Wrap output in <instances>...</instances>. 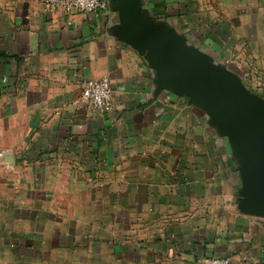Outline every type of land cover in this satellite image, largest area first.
<instances>
[{"label": "crops", "instance_id": "1", "mask_svg": "<svg viewBox=\"0 0 264 264\" xmlns=\"http://www.w3.org/2000/svg\"><path fill=\"white\" fill-rule=\"evenodd\" d=\"M106 1L0 0V242L30 264H264V140L227 96L264 113V0Z\"/></svg>", "mask_w": 264, "mask_h": 264}, {"label": "built area", "instance_id": "2", "mask_svg": "<svg viewBox=\"0 0 264 264\" xmlns=\"http://www.w3.org/2000/svg\"><path fill=\"white\" fill-rule=\"evenodd\" d=\"M38 2L48 11L63 9L67 13H105L109 8L106 0H38ZM82 100L93 111L111 109L113 103L110 79L107 76H102L83 81ZM195 264H230V260L226 257H203L198 259Z\"/></svg>", "mask_w": 264, "mask_h": 264}, {"label": "water", "instance_id": "3", "mask_svg": "<svg viewBox=\"0 0 264 264\" xmlns=\"http://www.w3.org/2000/svg\"><path fill=\"white\" fill-rule=\"evenodd\" d=\"M227 96L234 100L237 110L239 109L240 113L248 118L257 130L259 137L264 140V113L259 109L253 108L249 102L239 99V94ZM252 181V176H250L249 183L253 189L255 209L259 212H264V178L260 184H256Z\"/></svg>", "mask_w": 264, "mask_h": 264}, {"label": "rangeland", "instance_id": "4", "mask_svg": "<svg viewBox=\"0 0 264 264\" xmlns=\"http://www.w3.org/2000/svg\"><path fill=\"white\" fill-rule=\"evenodd\" d=\"M20 216H25V212H19ZM15 243L10 242V240H3L0 242V251H1V258H0V264H30L29 257H27V254L23 251L25 250V243L21 244H15L16 248L19 250V253L16 254L17 258L12 256L10 254V249L12 246H14ZM34 264H40V261H36Z\"/></svg>", "mask_w": 264, "mask_h": 264}]
</instances>
